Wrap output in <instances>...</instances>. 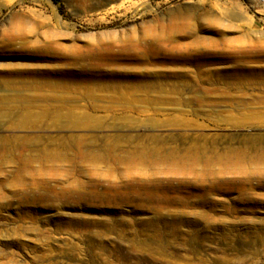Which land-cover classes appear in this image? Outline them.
I'll use <instances>...</instances> for the list:
<instances>
[{
  "label": "rangeland",
  "instance_id": "obj_1",
  "mask_svg": "<svg viewBox=\"0 0 264 264\" xmlns=\"http://www.w3.org/2000/svg\"><path fill=\"white\" fill-rule=\"evenodd\" d=\"M261 3L0 0V95L37 85L53 101L22 112L63 103L90 119L0 128L25 140L22 182L0 165V264H264V176L226 173L201 189L165 163L130 172L111 155L235 149L264 169ZM77 148L96 162L37 161Z\"/></svg>",
  "mask_w": 264,
  "mask_h": 264
},
{
  "label": "bare ground",
  "instance_id": "obj_2",
  "mask_svg": "<svg viewBox=\"0 0 264 264\" xmlns=\"http://www.w3.org/2000/svg\"><path fill=\"white\" fill-rule=\"evenodd\" d=\"M6 84V83H5ZM53 84V83H52ZM8 85V84H6ZM57 86V85H56ZM59 86V85H58ZM57 86V87H58ZM66 86V85H64ZM63 86V87H64ZM53 89V88H52ZM55 89V87H54ZM30 91V94H11V95H0V128L4 126L8 127H16V128H26V127H34L37 125L38 122L43 120L44 118L51 117L53 125L55 126L60 125L62 127H71V128H79L89 125L88 121L90 120L88 117H80L74 115V112L69 109V111L62 113V109L65 108L64 104H58L55 109L48 112L46 110H41L40 112H33L30 108H24V112H22V102L26 105H32L36 107L45 104L48 105L49 101H53L52 96L44 97L41 93L40 86H34ZM17 111V112H16ZM13 117L14 121L11 122V118ZM51 120V121H52ZM8 122V125L6 123ZM58 122V123H56ZM56 123V124H55ZM69 140H73V137H70ZM22 141H25L22 135H10V134H0V165L4 163L7 165L6 162H10V164H15V173L14 176L16 179H19L22 182ZM78 142L76 138L73 143ZM79 145L81 144V138H79ZM61 143H63L61 141ZM60 144V143H59ZM61 145V144H60ZM196 145L193 144L192 147ZM198 146V145H196ZM191 147V146H190ZM189 148V147H188ZM199 148V146H198ZM230 149V148H229ZM190 150V149H189ZM202 150V149H201ZM201 150H196L192 152L188 156H181L175 157L172 153H165V154H136L134 152L127 158H123L121 153L117 155L114 151H111V155L114 159L119 160L120 163L125 162V165L128 167L130 172H138L144 169L147 164L149 166L155 167L158 163H165L164 168L162 169L167 174L175 175L181 177V181L184 183H192V185H197L199 182L200 188L205 189L206 186L208 188L211 187L210 183L215 184V182H220L225 180L226 173H236V174H243V182H250L253 177H257L258 179H262L264 176V169L261 167L254 166L260 162L259 157H255L252 160H248L247 153L241 151H237L235 149L226 150L224 154L217 153L216 155L204 157ZM57 151V150H56ZM60 151V150H59ZM44 154V153H42ZM214 154V153H213ZM186 155V154H185ZM78 158V161H76ZM45 159V160H43ZM96 156L89 155L80 148H77L76 151L73 153L65 152H50L49 155L42 156L37 159L42 164L45 161L49 162H56L57 168L60 170H64L69 172L74 168V166H79L86 164L91 160L92 163L96 162ZM36 159L33 157H29L28 164L29 168H32L33 162ZM74 165V166H73ZM27 166V165H26ZM109 166V164H108ZM113 166V165H112ZM56 168V169H57ZM41 170V169H39ZM135 170V171H133ZM160 170V171H162ZM159 173V171H157ZM223 174V175H222ZM142 176L137 179L141 181L143 184L141 185H149L145 184V182H152L155 178L151 175H146V178H141ZM171 176L166 177V181L170 179ZM228 178V177H227ZM134 180V179H133ZM233 181V179H232ZM169 182V181H168ZM158 187L160 186L157 184ZM207 192V191H206ZM152 200V198H150ZM184 211V210H182ZM186 211V210H185ZM184 213L186 215V213ZM189 213V210H187ZM191 211V210H190ZM197 211V210H196ZM193 212L201 217L202 219L211 220L210 215L207 217L208 213L206 211H197ZM187 215L189 216V214ZM210 213V212H209ZM195 215V216H196Z\"/></svg>",
  "mask_w": 264,
  "mask_h": 264
},
{
  "label": "built area",
  "instance_id": "obj_3",
  "mask_svg": "<svg viewBox=\"0 0 264 264\" xmlns=\"http://www.w3.org/2000/svg\"><path fill=\"white\" fill-rule=\"evenodd\" d=\"M261 9L264 11V0H262Z\"/></svg>",
  "mask_w": 264,
  "mask_h": 264
}]
</instances>
